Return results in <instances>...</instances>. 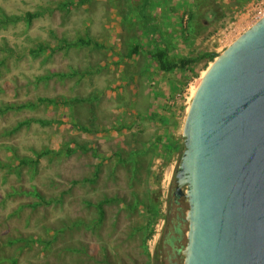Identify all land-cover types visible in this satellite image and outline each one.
I'll return each mask as SVG.
<instances>
[{"label":"rangeland","instance_id":"rangeland-1","mask_svg":"<svg viewBox=\"0 0 264 264\" xmlns=\"http://www.w3.org/2000/svg\"><path fill=\"white\" fill-rule=\"evenodd\" d=\"M143 2L0 0V221L10 238L8 264H169L170 254L183 264L188 203L169 206L184 145L174 144L183 143L193 89L214 60L160 72L149 52L163 48L169 60L218 56L258 21L264 0H206L199 8L194 0H149L151 43ZM26 13L36 16L28 22ZM80 39L90 43L33 51ZM135 44L143 49L129 58ZM28 102L34 105L17 108ZM25 120L32 121L18 127ZM153 203L161 215L183 219L171 250L161 242L165 218L150 223Z\"/></svg>","mask_w":264,"mask_h":264},{"label":"water","instance_id":"water-1","mask_svg":"<svg viewBox=\"0 0 264 264\" xmlns=\"http://www.w3.org/2000/svg\"><path fill=\"white\" fill-rule=\"evenodd\" d=\"M182 138L183 264H264V16L207 68Z\"/></svg>","mask_w":264,"mask_h":264},{"label":"trees","instance_id":"trees-1","mask_svg":"<svg viewBox=\"0 0 264 264\" xmlns=\"http://www.w3.org/2000/svg\"><path fill=\"white\" fill-rule=\"evenodd\" d=\"M206 0H194V7H201L205 5ZM149 0H144V3L141 7V22H142V27H143V34L146 36V39L151 43L152 39L155 37L156 32L155 30L151 27L150 23L148 22L147 19V15H146V7L148 6ZM36 16V14L34 13H26L25 14V19L28 22H31L32 19H34ZM14 20H18L20 19L18 18H13ZM90 43L89 40H78V41H74V42H70L67 40H63L61 44H59L57 47H49V46H45L43 44H40L35 51V53L40 54L44 51L47 52H54L60 49H64V48H68L71 47L73 45H76L78 43ZM143 49V46L141 44H135L131 47L130 51L128 52V57L131 58L134 55H137L139 53V51ZM32 52V51H31ZM152 60L156 63L157 69L160 72H171L174 70H179L182 72H186L192 69V67H194L200 60L204 59V58H209L210 60H214V58L217 56V54H213V53H203L201 55L198 56H194V57H178L175 60H169L167 57V50H164L163 48L157 47L153 52L150 51L149 52ZM38 103H45V104H54V105H58V104H68V101L65 99H50V98H39L38 99ZM32 105H34L33 102H28L27 104H22V105H18L17 108H22V107H31ZM9 108H14V105L9 106ZM32 120H25L21 123L18 124V127H21L24 124H30ZM39 123L46 125L48 124V122L46 120H38ZM179 144L176 145L174 144V148H180L181 146H183L182 142H178ZM166 152L170 151L168 148L164 149ZM166 152L164 154H166ZM43 155V154H42ZM41 157V154L38 156V158ZM31 160L29 159H23L22 163H30ZM102 214V213H101ZM163 217V218H167V216L165 214H160V210H159V206L156 203H153L152 207H151V215H150V223H154L159 217ZM179 220H183L182 218ZM180 223V221L178 222ZM152 234V232H151ZM151 234H149V236H151ZM167 243H171V241H166ZM181 251V250H180ZM169 260L170 263L169 264H177L176 262H172L171 259V254L169 255Z\"/></svg>","mask_w":264,"mask_h":264},{"label":"flooded vegetation","instance_id":"flooded-vegetation-1","mask_svg":"<svg viewBox=\"0 0 264 264\" xmlns=\"http://www.w3.org/2000/svg\"><path fill=\"white\" fill-rule=\"evenodd\" d=\"M186 189H183L182 192H177L176 191V182H175V176H174V182L172 184V192H171V197L172 200H170V206L169 207H175L176 210H181V205L183 203H187L184 199V191ZM179 216L175 217L172 215V213H169V217L167 216V218L165 219V223H164V228L161 234V242L162 243H166L167 246L169 247V249H173V245L175 243V236L174 234H178L180 232V228H179V223L178 220ZM170 227H172V229H170ZM171 241V243H167L166 241Z\"/></svg>","mask_w":264,"mask_h":264},{"label":"crops","instance_id":"crops-1","mask_svg":"<svg viewBox=\"0 0 264 264\" xmlns=\"http://www.w3.org/2000/svg\"><path fill=\"white\" fill-rule=\"evenodd\" d=\"M4 197L5 196H3V198ZM9 239L10 238H8L5 234H2V225H1V221H0V264H8V255H7L6 248H7L8 244H9ZM12 240H14V237H12ZM15 258H17V254H14L13 260Z\"/></svg>","mask_w":264,"mask_h":264},{"label":"built area","instance_id":"built-area-1","mask_svg":"<svg viewBox=\"0 0 264 264\" xmlns=\"http://www.w3.org/2000/svg\"><path fill=\"white\" fill-rule=\"evenodd\" d=\"M263 16H264V12H262V10L259 9V10L257 11L256 15H255V19H256V20H259V19H261Z\"/></svg>","mask_w":264,"mask_h":264},{"label":"bare ground","instance_id":"bare-ground-1","mask_svg":"<svg viewBox=\"0 0 264 264\" xmlns=\"http://www.w3.org/2000/svg\"><path fill=\"white\" fill-rule=\"evenodd\" d=\"M204 74H205V73H204ZM204 74H203V75H204ZM203 75H202V76L196 81V85H195V87H194V89H193V92H195V90H196L198 84L200 83V81H201ZM193 94H194V93H193Z\"/></svg>","mask_w":264,"mask_h":264}]
</instances>
